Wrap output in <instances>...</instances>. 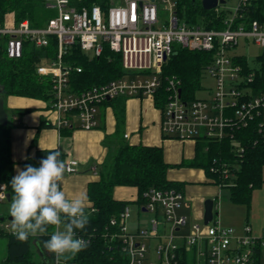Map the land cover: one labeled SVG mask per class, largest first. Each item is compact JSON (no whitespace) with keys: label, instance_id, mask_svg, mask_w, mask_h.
<instances>
[{"label":"built area","instance_id":"obj_1","mask_svg":"<svg viewBox=\"0 0 264 264\" xmlns=\"http://www.w3.org/2000/svg\"><path fill=\"white\" fill-rule=\"evenodd\" d=\"M228 1L211 9L216 17L223 11L227 13L225 27L218 29L189 24L178 12V0H119L107 9L98 4L81 7L75 0H45L48 8L57 10L56 16L42 27H33L28 19L18 22L13 13H8L0 19V44L10 58L18 59L26 43L46 48L52 36L57 39L55 57L43 56L36 69L39 75L51 77V103L59 130L76 124L85 130L94 129L99 125L98 114L105 101L119 96L155 99L166 82L168 94L162 108L165 135L195 142L227 140L233 150L242 153L245 147L236 135L240 128L253 124L259 135L257 141L264 144V87L257 81L264 76V16H254L263 10L259 0H236L232 7L227 6ZM159 22L162 24L157 28ZM241 40L253 41L262 48L255 58L257 67L250 66L247 57L237 50ZM75 44L91 57L109 46L121 54L127 73L76 91L70 77L75 69L81 72L82 67L65 61ZM176 47L213 53L205 71L216 80L209 98L183 97L179 78H163L164 64ZM64 164L67 173L79 170L77 159L70 158ZM230 170L227 161H216L210 167L221 177L216 182L221 188L227 185ZM7 194L6 185L0 183V204L7 201ZM144 195V207L153 214L148 227L128 231L130 206L111 219L118 230L110 238L127 255V264H264V230L255 234L248 222L240 229L222 224L217 218L219 195L214 200L213 219L208 224L190 223L187 233L183 229L188 218L178 213L188 205L183 191L152 188ZM3 228L12 231L10 219L3 222ZM47 264H55V259Z\"/></svg>","mask_w":264,"mask_h":264},{"label":"trees","instance_id":"obj_2","mask_svg":"<svg viewBox=\"0 0 264 264\" xmlns=\"http://www.w3.org/2000/svg\"><path fill=\"white\" fill-rule=\"evenodd\" d=\"M75 1L81 7L98 4L103 9H107L113 2L119 0ZM178 2V12L189 24H202L206 28L222 29L225 27L226 11L216 17L214 10L204 9L202 0H178ZM259 2V7L263 10L257 11L254 16L260 17L264 16V0H259ZM8 13H13L18 22L28 19L33 27L44 26L53 14L52 10L46 6L45 0H0V19H4ZM50 39V44L46 48H37L26 43L24 54L18 59L10 58L5 47L0 44V86L4 88L0 96H25L52 102L51 77L39 75L36 69L43 62V56L54 58L57 53V39L54 36ZM212 60V52L176 47L164 64L163 78L167 76L179 78L183 97L193 99L201 87L205 71ZM65 61L74 67H82L81 72L75 69L70 77L73 88L78 92L93 85L104 84L123 77L127 73L122 64L121 54L109 46H104L100 55L91 57L78 44H75L65 55ZM257 81L259 86L264 87V76H260ZM167 94L165 82L155 97L158 107L163 108ZM126 98L119 96L103 104H111L114 107L117 133L122 131L125 122ZM12 127L10 122L7 125L0 124V183L6 185L11 196L14 194L11 189V180L15 176V161L12 157ZM236 135L245 147L244 152L233 150L232 144L227 140L220 142L201 139L196 142L197 154L189 165L204 168L208 175L214 178V182H218L221 177L212 173L210 167L216 161L229 162L231 170L229 177L225 179L227 185L224 188L229 189L233 203L246 205L249 209L253 190L262 186L264 181V144L257 141L259 135L253 124L238 129ZM53 150L55 149L38 150L35 156L28 157L24 161V168L26 165L39 167L40 161L46 158L49 151ZM59 159L62 160L61 154ZM170 166L171 164L164 158L162 146L121 142L110 162L104 164L100 179L89 184L88 194L92 201L91 208L95 210L87 213L89 225L86 229L75 230L77 234L89 239V246L68 263L127 264V255L119 244L110 238L111 233L118 230L111 224V219L119 217L133 201L116 199L114 190L117 186L136 187L138 197L135 202L139 204L146 201L144 194L152 188L177 189L184 192V182L168 178ZM6 203L10 204V201L0 204V238L7 239L5 263L47 264L54 258V255L43 250L39 241L42 243L50 239L54 227H48V236H30L26 243L19 242L12 235V231L3 228V222L10 218V215H7L3 209ZM36 251L39 256L37 259L34 258Z\"/></svg>","mask_w":264,"mask_h":264},{"label":"crops","instance_id":"obj_3","mask_svg":"<svg viewBox=\"0 0 264 264\" xmlns=\"http://www.w3.org/2000/svg\"><path fill=\"white\" fill-rule=\"evenodd\" d=\"M4 99L9 122L13 125L11 138L12 157L15 161L14 175L24 169V161L28 157L35 156L38 150H57L62 155L63 163L70 158L77 159L79 170L75 173L65 171L61 189L69 200L80 196L86 197L85 211L86 214L90 212L92 201L88 194L89 184L100 179L104 164L110 162L114 156L105 143L106 136L117 133V119L113 105L100 107L99 125L94 129L85 130L76 124L74 128L59 130L55 126L56 114L50 101L16 95L5 96ZM125 100V122L122 131L117 134L121 135L122 140H129L132 144L143 143L163 147L164 158L171 164L168 178L184 182L185 203L188 205L179 209L178 213L188 218L186 213L191 209L193 215L202 219L201 224H204L205 200L208 198L215 200L218 198V191L224 188L214 182V178L210 177L204 168L189 165L196 157L197 143L164 134L162 108L156 105L154 98L127 97ZM125 134H129L128 137H125ZM117 144L119 145L120 142H116L118 148ZM115 189L116 199L133 201L139 213H148L143 203L135 202L138 197L136 187L117 186ZM138 217L137 228L148 227V225L142 226L140 215ZM226 222L229 226L241 228L239 227L241 222L234 220H226ZM246 222L250 223L248 220ZM187 226L188 228L183 229L184 233L189 232V222ZM263 230L255 233L253 228L255 234H260Z\"/></svg>","mask_w":264,"mask_h":264},{"label":"clouds","instance_id":"obj_4","mask_svg":"<svg viewBox=\"0 0 264 264\" xmlns=\"http://www.w3.org/2000/svg\"><path fill=\"white\" fill-rule=\"evenodd\" d=\"M58 151H49L39 167L26 165L11 180L9 215L12 235L22 243L29 237L48 236L39 241L43 250L54 255L55 264H67L89 246V241L77 236L75 230L89 225L86 197L69 200L61 189L66 171Z\"/></svg>","mask_w":264,"mask_h":264},{"label":"rangeland","instance_id":"obj_5","mask_svg":"<svg viewBox=\"0 0 264 264\" xmlns=\"http://www.w3.org/2000/svg\"><path fill=\"white\" fill-rule=\"evenodd\" d=\"M236 0H229L227 3V6L232 7L235 4ZM161 4V2H160ZM52 10V17L57 15L56 9ZM163 16L167 17V14L163 12ZM161 22L157 24V28L161 27ZM240 53L244 54L248 61L250 66L257 67L258 64L255 61V58L260 55L262 48L255 44L253 41L250 42H244L241 40L240 46L237 49ZM216 88V80L213 76L206 74L205 77L202 80V88L196 92V96L199 98H209L212 90ZM51 103V102H50ZM12 117V114L10 113V118ZM110 142V143H109ZM116 142H129V140H122V137L120 134H113L106 136V145L111 150V154H115L117 151ZM114 143V144H112ZM118 145V144H117ZM90 172V171H89ZM263 178H264V171H263ZM116 192V189L114 193ZM118 192V191H117ZM218 194L220 196L221 205L219 210V216L217 218L221 219L222 224L227 225L226 220L229 221H237L241 222V225L239 227L243 226V223H245L247 220L252 224L255 233H259V231L264 229V181L262 186L256 187L253 190L252 194V200L251 205L249 209L246 205L242 204H236L233 203L230 199L229 189L224 188L221 191H218ZM9 207L10 204L6 203L3 205V209L6 212L7 215H9ZM131 208V216L127 219V228L129 232H135L137 230L138 220L140 215V223L142 226H149V219L152 217V213L150 212H138L137 206L132 203L130 204ZM188 215V222L189 224L192 222L195 223H202V219L195 217L193 214V211L187 210ZM185 228H188L186 226ZM253 231V232H254ZM7 257V239L6 238H0V262L1 264H7L5 263ZM34 258H39L37 251L34 255Z\"/></svg>","mask_w":264,"mask_h":264},{"label":"water","instance_id":"obj_6","mask_svg":"<svg viewBox=\"0 0 264 264\" xmlns=\"http://www.w3.org/2000/svg\"><path fill=\"white\" fill-rule=\"evenodd\" d=\"M219 3H226V0H202V5L204 9L210 10L215 7ZM4 88L0 86V93H2ZM181 91V90H180ZM9 123V114L5 108V99L3 96H0V124L7 125ZM7 199L10 201L11 195L8 192ZM205 213H204V224H208L214 217V200L212 198H208L205 200ZM10 219H12L10 217Z\"/></svg>","mask_w":264,"mask_h":264}]
</instances>
